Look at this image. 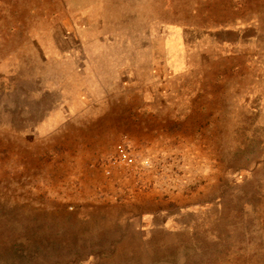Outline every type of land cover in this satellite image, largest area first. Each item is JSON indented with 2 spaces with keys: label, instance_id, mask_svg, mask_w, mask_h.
I'll return each mask as SVG.
<instances>
[{
  "label": "rangeland",
  "instance_id": "obj_1",
  "mask_svg": "<svg viewBox=\"0 0 264 264\" xmlns=\"http://www.w3.org/2000/svg\"><path fill=\"white\" fill-rule=\"evenodd\" d=\"M0 264H264V0H0Z\"/></svg>",
  "mask_w": 264,
  "mask_h": 264
},
{
  "label": "built area",
  "instance_id": "obj_2",
  "mask_svg": "<svg viewBox=\"0 0 264 264\" xmlns=\"http://www.w3.org/2000/svg\"><path fill=\"white\" fill-rule=\"evenodd\" d=\"M143 164L148 163V159L144 158L141 161ZM135 163V159L123 148L119 150L118 157L113 161V166H132Z\"/></svg>",
  "mask_w": 264,
  "mask_h": 264
}]
</instances>
